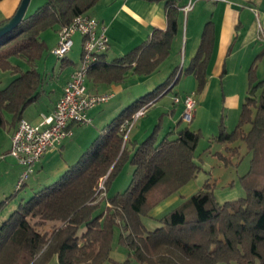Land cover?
I'll return each instance as SVG.
<instances>
[{
  "label": "trees",
  "instance_id": "1",
  "mask_svg": "<svg viewBox=\"0 0 264 264\" xmlns=\"http://www.w3.org/2000/svg\"><path fill=\"white\" fill-rule=\"evenodd\" d=\"M99 1L45 0L33 13H26L16 28L0 36V70L14 74L8 85L0 86V129L17 125L27 106L44 91L45 78L37 68L48 50L42 33L59 31ZM166 5L165 29H154L147 40L112 61L101 54L90 67L89 78L97 83H113L125 81L129 71L137 75L155 72L169 56L180 25L179 7L174 0H166ZM12 16L2 19L0 25ZM213 47L214 24L208 21L198 50L185 69H176L163 83L126 106L75 164L56 181L20 201L1 223L0 264H49L55 256L59 264H264V79H259L257 73L258 61L264 60V48L249 67V86L238 123L228 131L222 119L214 137L228 144L246 143L250 166L240 178L245 196L220 202L207 181L161 216L160 226L148 229L142 216L201 170L196 160L201 131L186 125L170 129L160 138L161 126L157 124L132 153L127 144L124 146L120 131L124 120L143 104L155 101L177 76L176 84L181 72L196 78V94L203 92ZM65 58H61L63 66ZM246 124H251L248 131ZM239 148L237 144L226 150L234 156ZM221 157L230 161L229 156ZM126 160L134 167L129 186L113 195L106 192V198L97 200L101 179L107 175L108 191ZM18 191L0 202V210ZM49 222L58 224L50 232L39 230ZM116 227L120 228L119 242L128 250L127 258L120 261L112 257Z\"/></svg>",
  "mask_w": 264,
  "mask_h": 264
},
{
  "label": "crops",
  "instance_id": "2",
  "mask_svg": "<svg viewBox=\"0 0 264 264\" xmlns=\"http://www.w3.org/2000/svg\"><path fill=\"white\" fill-rule=\"evenodd\" d=\"M20 2L21 0L1 1L0 21L12 16ZM174 3L180 10L179 31L173 39L169 56L155 72L150 75H137L129 71L125 81L113 83H97L92 81L89 76L87 77L86 84L91 92L112 94V97L103 104L108 103L115 97L117 89L122 91L121 86L114 83H126L130 75L138 78V85L147 83L151 84L152 87L150 88L154 89L171 76L176 69H185L198 50L204 26L208 21H212L214 24V47L208 67V81L203 92L197 95V104L208 94L209 88L214 85L216 80L221 85L224 84L225 91L227 84L230 80H235L234 78L249 83V67L256 55L264 48V40L259 38L260 28H264V0H174ZM87 13L95 16L101 24L107 26L109 36V48L105 53L107 61H112L124 55L147 40L154 29H165L167 27L166 0H100ZM81 39L83 41L82 36ZM57 42L58 39L53 48ZM74 46L75 40L64 62L66 65L72 64V68L62 83L59 86L43 89L40 98L25 109L23 117L32 123L37 124L44 115L49 116L52 114L58 99L63 93L64 85L71 73L80 65L83 48L80 60L70 61L69 56ZM261 63L262 60L259 61V65ZM183 73L181 72L177 83L171 84L168 90L152 104L157 109V114H160V116L168 115L170 125L167 131L184 127L182 125L184 105L182 101L175 102L174 96L171 100H167L165 96L172 90H175V96H183L185 93L197 89L198 82L196 78L191 74ZM106 84H111L109 85L110 88L102 90L100 87ZM170 88L172 89L169 90ZM153 89H149V91ZM224 98L228 108L238 102V96L235 94L226 95ZM127 102L129 101L123 100L108 105V113L102 116L100 113L93 111L99 105H102V103L98 104L88 112L91 119V122L88 123L90 126L85 127L82 125L86 124L80 123L72 124V136L67 138L61 146L49 149L41 160L35 164V170L30 176L32 179L29 178L26 183V185L30 183V194L53 183L75 164L95 137L106 128L108 125V121H105L107 116H113L112 119L116 117L128 106ZM161 119L162 117H160ZM153 122V119L145 120L143 124L131 129L130 133L133 134H130L132 137L129 135L130 147L128 148L131 153L134 151V146L143 140L147 132L153 127ZM16 126L1 130L3 134H0V160H5L9 156L15 162H11L12 160L0 162V171L4 173L2 175L12 172V175H10L12 176L11 181L0 184V202L22 188H18L17 184L24 167L9 154L12 135ZM15 197L10 199L0 210V226L20 204V201L18 202Z\"/></svg>",
  "mask_w": 264,
  "mask_h": 264
},
{
  "label": "rangeland",
  "instance_id": "3",
  "mask_svg": "<svg viewBox=\"0 0 264 264\" xmlns=\"http://www.w3.org/2000/svg\"><path fill=\"white\" fill-rule=\"evenodd\" d=\"M45 0H31L29 7L27 9V14L33 13L40 5L44 3ZM42 38L46 40L48 44V50L45 52L44 56L37 62V68L42 72L45 83L43 88L51 86H59L60 83L64 80L67 73L71 70L72 64L62 65V59L58 58L53 52L52 48L58 39V34L55 29H49L42 33ZM75 46L70 53V59L74 62L80 60L82 52V39L80 34H76L74 37ZM19 62L24 69H27L28 66L21 60L15 59ZM259 79H264V60L259 65L257 69ZM184 74V73H183ZM176 76V75H175ZM177 77V76H176ZM174 78L173 84L176 80ZM14 78V74L11 71L0 70V85L6 86ZM235 80H230L229 84L226 86V91L224 90V84L221 85L218 80L214 82L209 88L208 94L200 101L196 106L195 118L191 122L182 121V125H189L193 130H200V139L198 147L196 150V160L202 165L201 170L198 172L197 176L191 180L186 186H183L175 193L164 198L158 204L154 205L149 211L148 214L142 216L143 222L146 227L150 230L156 229L161 223L158 221L161 216L165 213L171 211L173 208L177 207L182 203L187 197L191 194L199 191L204 184L208 181L213 186L215 195L220 202L232 201L238 199L240 196L246 195V189L241 183V176L248 171L250 166L251 154L248 151L247 145L244 141H239L238 143L228 144L215 140V136L219 133L221 121L223 119L224 125L228 131H231L235 128L236 124L239 121L242 103L245 101L247 89L249 83L241 82L240 79L234 78ZM138 78L130 75L126 83H114L121 86L122 91L117 89L115 97L110 100L108 103L99 105L93 111H96L102 115L108 113V105L113 103H118L120 101L126 100L127 105L139 99L142 95H145L149 92V89L152 87L151 84H141L138 85ZM111 84H106L101 86L102 90H106ZM171 86V85H170ZM169 88V87H168ZM163 91V95L167 90ZM261 88L257 91V97L260 96ZM192 92V91H191ZM195 92V91H194ZM225 93L226 95L235 94L238 96L237 104H233L228 108L225 104ZM159 95V97L161 96ZM175 90L170 91L165 97L167 100L175 97ZM198 95V94H197ZM173 97V98H174ZM107 116L109 123L113 116ZM110 117V118H109ZM160 117L162 119L160 120ZM148 118V119H146ZM109 119V120H108ZM153 119V127L147 132L145 137H147L155 128L157 124H160V134L159 137L162 138L164 134L169 129V119L168 115L160 116L157 114V109L154 106L148 109L147 114L144 117L139 118L133 127L141 125L145 120ZM172 124V123H171ZM85 127L90 126L89 124L82 125ZM251 127V124H246L245 129L248 131ZM6 128L2 127L0 129V134H3L1 130ZM131 135L133 133H130ZM130 135V137H132ZM144 137V138H145ZM1 138V135H0ZM1 141V140H0ZM240 145L239 154L230 156V153L227 152V146ZM130 147V138L127 142V148ZM131 151V150H130ZM221 154L224 156H229L230 161H226ZM1 159L0 162L11 161L14 162L11 157H7L4 161ZM15 163V162H14ZM134 167L130 161L126 160L119 171V173L112 179L109 190L104 183L103 192H109L110 195L117 193L118 191H123L126 189L131 181ZM0 171V184L6 181H11L12 172L7 175ZM32 178H30L31 180ZM56 181V180H55ZM30 183L21 188L18 192L19 194L15 199L19 201H26L32 194L30 189ZM104 196V195H103ZM103 207L105 205V200L103 201ZM58 224L55 222H49L44 226L39 227V230L42 232H50L54 226ZM1 227V226H0ZM120 228H115L112 257L116 260H124L128 256V250L119 242ZM49 264H59L57 256L53 257ZM107 264H115L113 262H108ZM134 264H137L135 261Z\"/></svg>",
  "mask_w": 264,
  "mask_h": 264
},
{
  "label": "built area",
  "instance_id": "4",
  "mask_svg": "<svg viewBox=\"0 0 264 264\" xmlns=\"http://www.w3.org/2000/svg\"><path fill=\"white\" fill-rule=\"evenodd\" d=\"M77 33L83 37L81 63L71 73L64 85L63 93L58 99L54 111L49 116L44 115L37 124L22 117L12 135L9 154L24 167L18 180V188L26 185L35 170V164L49 149L61 146L67 138L72 136V124L90 123L89 110L98 104L107 102L112 97L111 93L91 92L86 84L90 67L109 48L107 26L101 24L95 16L87 12L81 13L69 24L62 26L58 31V42L52 52L58 58L66 57L73 47L74 35ZM259 38L264 40V28L262 27ZM174 100L183 102L182 119L185 122H191L198 103L196 92L175 96ZM153 103L154 101H149L143 104L130 118L121 123L120 131L123 134L124 146L129 140L130 131L135 122L147 114ZM106 176L100 181L98 188L100 195L97 200L107 196V193L102 190Z\"/></svg>",
  "mask_w": 264,
  "mask_h": 264
},
{
  "label": "water",
  "instance_id": "5",
  "mask_svg": "<svg viewBox=\"0 0 264 264\" xmlns=\"http://www.w3.org/2000/svg\"><path fill=\"white\" fill-rule=\"evenodd\" d=\"M30 2L31 0H21L15 14L11 17V19L5 24L0 25V36L11 32L20 24L27 13Z\"/></svg>",
  "mask_w": 264,
  "mask_h": 264
}]
</instances>
